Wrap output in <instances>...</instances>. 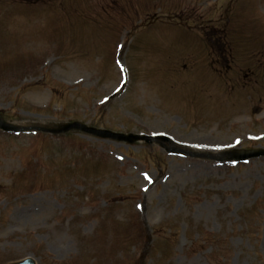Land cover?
<instances>
[{"label": "rangeland", "instance_id": "374dc122", "mask_svg": "<svg viewBox=\"0 0 264 264\" xmlns=\"http://www.w3.org/2000/svg\"><path fill=\"white\" fill-rule=\"evenodd\" d=\"M27 1L0 0L7 122L264 150V0ZM181 15L190 30L171 32ZM205 19L223 40L196 30ZM166 148L0 131V264H264V157Z\"/></svg>", "mask_w": 264, "mask_h": 264}, {"label": "water", "instance_id": "95a60500", "mask_svg": "<svg viewBox=\"0 0 264 264\" xmlns=\"http://www.w3.org/2000/svg\"><path fill=\"white\" fill-rule=\"evenodd\" d=\"M0 127L4 130H7V131H10V130H13V131H19L18 128H15L13 126H10V125H7L3 122L0 121ZM74 129H79V130H82L84 132H87V133H94L98 136H101V137H112V138H117V139H120V140H125V137L124 136H115L109 132H101V131H96V130H93V129H88L82 125H79V124H73V125H70L66 128H64L61 132H69L71 130H74ZM140 138H136V140H139ZM146 140L150 141V139L146 138ZM128 141H132L131 139H129ZM260 155H264V152L263 153H252V154H240V155H233V159H237V160H244V159H248V158H252V157H256V156H260ZM28 264H33L31 261L28 262Z\"/></svg>", "mask_w": 264, "mask_h": 264}]
</instances>
